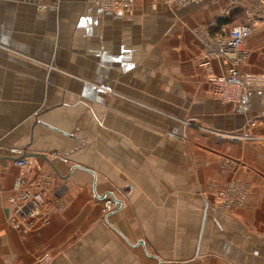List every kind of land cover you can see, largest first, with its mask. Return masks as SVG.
Returning a JSON list of instances; mask_svg holds the SVG:
<instances>
[{
    "label": "crops",
    "instance_id": "1",
    "mask_svg": "<svg viewBox=\"0 0 264 264\" xmlns=\"http://www.w3.org/2000/svg\"><path fill=\"white\" fill-rule=\"evenodd\" d=\"M98 5L61 0L39 13L33 3L0 0V90L8 82L16 92L0 99V264H40L42 251L53 254L49 264H64L66 210L87 183L101 199L114 172L144 187L138 170L181 178L195 154L190 123L242 138L205 135L201 147L235 155L246 169L223 165L227 177L247 179L256 195L232 213L209 200L205 212L203 202L194 255L178 264H264V90L227 105L208 81L231 69L264 77V0H134L122 14ZM235 26L250 30L244 50L218 55L216 42ZM24 152L32 157L19 167ZM34 192L42 210L20 212V198ZM110 215L105 223L130 248L163 263Z\"/></svg>",
    "mask_w": 264,
    "mask_h": 264
},
{
    "label": "rangeland",
    "instance_id": "2",
    "mask_svg": "<svg viewBox=\"0 0 264 264\" xmlns=\"http://www.w3.org/2000/svg\"><path fill=\"white\" fill-rule=\"evenodd\" d=\"M22 1L33 3L38 7L39 13L47 7L56 9L61 2V0ZM133 3L134 0L132 3L131 0H98L99 8L109 14L127 12ZM228 35L224 40L228 38ZM221 42L223 40H218L216 46L218 47ZM241 46L242 51L244 42ZM217 52L218 55L221 54L219 50ZM230 53L225 55L228 56ZM1 61L6 63L9 60L3 58ZM232 71L245 80L236 81L234 85L225 82V77ZM208 78L211 88L210 95L223 100L227 105L238 103L251 91L264 90V77H254L236 69L229 70L224 76L211 77L208 75ZM217 83L222 86L221 93L215 91L214 86ZM102 88L109 91L105 86ZM12 95L15 96L16 92L10 88L8 82H4L0 90V99ZM189 125L194 126L193 152L195 154L192 155V169L187 172L181 171V178L171 176L166 170L148 172L138 170V176L143 178L140 181L145 179L149 183L144 187L132 183L128 185L124 183L121 176L118 177V174L114 172L113 177L107 180L108 185L106 187L101 185L98 191V194L103 195L108 192L112 196L106 193L101 199L94 198L90 183L83 187L82 198H77L79 202L75 203L76 209L66 210L68 212L66 227L62 228L65 234V250L59 256L64 257V264H156L153 258L142 257L141 246L130 248L127 242L105 223L104 218L109 213H111L108 218L109 222L122 234H126L131 244L139 240L145 241L147 254L153 253L158 258L162 256L163 258L160 259L163 263L160 262L161 264L184 262L192 259L194 255L203 200H209L223 213H232L237 206H245L248 198L255 197L256 189L246 181L247 179L227 177V172L230 170L223 165L228 164L233 170L240 167L241 172L246 169L240 164V160L235 158V155L218 156V154L208 153V150L201 147L203 146L201 138L205 135H211L212 138L220 136L226 140L232 138L242 140V138L234 134L221 135L200 123ZM207 161L213 164L210 167H216L219 163L222 165L219 166L220 169L207 170L202 165ZM189 162H191V156ZM185 175L188 177L186 178ZM190 175L192 179L189 180ZM38 192L34 193L40 194L41 197L40 207L36 210L40 212L44 199ZM189 205L193 206L191 211H189ZM153 218H155L154 224L150 222ZM154 239H156L155 242H153ZM52 255L49 251H42L39 260H42L43 264H49Z\"/></svg>",
    "mask_w": 264,
    "mask_h": 264
},
{
    "label": "built area",
    "instance_id": "3",
    "mask_svg": "<svg viewBox=\"0 0 264 264\" xmlns=\"http://www.w3.org/2000/svg\"><path fill=\"white\" fill-rule=\"evenodd\" d=\"M187 0H172L171 2L177 3L179 5L185 4ZM250 30L247 26H239L237 28H234L231 30L230 34L228 35V38L224 40L223 42L219 43L218 48L221 54H228L230 52L234 51H241V45L243 44L244 40L249 36ZM243 79L241 76L237 75L234 71H232L230 74H228L225 77V82L229 83L230 85H234L237 82H242ZM248 81V80H247ZM216 93H221L222 86L217 83V85L214 86ZM19 167H23L25 162L19 161L18 163ZM21 205L19 207V211L22 212L26 210L25 206L27 205L31 211H36L39 209L41 204V197L40 194H24L23 197L20 198ZM24 204V205H22ZM27 211V212H31Z\"/></svg>",
    "mask_w": 264,
    "mask_h": 264
},
{
    "label": "water",
    "instance_id": "4",
    "mask_svg": "<svg viewBox=\"0 0 264 264\" xmlns=\"http://www.w3.org/2000/svg\"><path fill=\"white\" fill-rule=\"evenodd\" d=\"M26 157H32V156H28L25 152L20 156V158H18L16 161L19 162L20 160H23ZM33 157H38V158H42L44 160H46L45 156L40 155V154H34ZM83 169V168H82ZM207 199L204 200V205H205V212L207 210L208 207V203L206 201ZM108 224V223H107ZM109 225V224H108ZM110 226V225H109ZM110 228H112V226H110ZM113 229V228H112ZM200 243V238H199V242ZM143 245V243H141ZM199 245V244H198ZM199 247V246H198Z\"/></svg>",
    "mask_w": 264,
    "mask_h": 264
}]
</instances>
